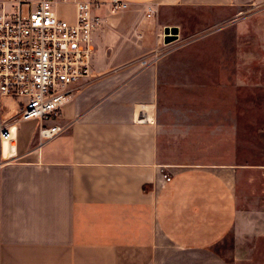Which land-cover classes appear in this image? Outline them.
Returning <instances> with one entry per match:
<instances>
[{
    "label": "crops",
    "instance_id": "crops-1",
    "mask_svg": "<svg viewBox=\"0 0 264 264\" xmlns=\"http://www.w3.org/2000/svg\"><path fill=\"white\" fill-rule=\"evenodd\" d=\"M101 1L92 76L48 123L64 131L43 140L0 102V264H264V211L251 218L238 184L254 164L237 156L238 92L264 87V10Z\"/></svg>",
    "mask_w": 264,
    "mask_h": 264
},
{
    "label": "built area",
    "instance_id": "built-area-1",
    "mask_svg": "<svg viewBox=\"0 0 264 264\" xmlns=\"http://www.w3.org/2000/svg\"><path fill=\"white\" fill-rule=\"evenodd\" d=\"M59 1L74 4V21L59 14ZM109 3L114 13L127 7L124 0ZM101 4V0H0V96L22 98L17 118L40 121L43 140L64 131L60 124L48 123L92 76L93 34L103 24L94 10ZM10 130L2 129L3 137L10 138Z\"/></svg>",
    "mask_w": 264,
    "mask_h": 264
},
{
    "label": "rangeland",
    "instance_id": "rangeland-1",
    "mask_svg": "<svg viewBox=\"0 0 264 264\" xmlns=\"http://www.w3.org/2000/svg\"><path fill=\"white\" fill-rule=\"evenodd\" d=\"M245 2L243 12L264 10V0H240ZM61 11L70 12V8L62 6ZM94 39V34H93ZM95 54L92 56V64ZM22 98H0L2 106L8 107L10 113ZM7 114V113H6ZM9 115V114H8ZM238 143L237 153L240 163H251L249 167L239 168V190L244 195V207L251 218L263 222L264 211V87L240 89L238 92ZM9 142H5L7 146Z\"/></svg>",
    "mask_w": 264,
    "mask_h": 264
},
{
    "label": "water",
    "instance_id": "water-1",
    "mask_svg": "<svg viewBox=\"0 0 264 264\" xmlns=\"http://www.w3.org/2000/svg\"><path fill=\"white\" fill-rule=\"evenodd\" d=\"M172 32L175 33V30H172ZM166 33H167V35H166V37H165V40H166V41L169 42V41H171L172 39H174L173 36L169 34V31H168V30L166 31Z\"/></svg>",
    "mask_w": 264,
    "mask_h": 264
},
{
    "label": "bare ground",
    "instance_id": "bare-ground-1",
    "mask_svg": "<svg viewBox=\"0 0 264 264\" xmlns=\"http://www.w3.org/2000/svg\"><path fill=\"white\" fill-rule=\"evenodd\" d=\"M9 141L8 139H5V142Z\"/></svg>",
    "mask_w": 264,
    "mask_h": 264
}]
</instances>
